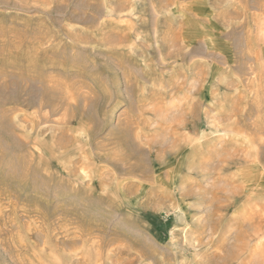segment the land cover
<instances>
[{
	"label": "rangeland",
	"instance_id": "obj_1",
	"mask_svg": "<svg viewBox=\"0 0 264 264\" xmlns=\"http://www.w3.org/2000/svg\"><path fill=\"white\" fill-rule=\"evenodd\" d=\"M261 53L264 0H0V264H264Z\"/></svg>",
	"mask_w": 264,
	"mask_h": 264
},
{
	"label": "bare ground",
	"instance_id": "obj_2",
	"mask_svg": "<svg viewBox=\"0 0 264 264\" xmlns=\"http://www.w3.org/2000/svg\"><path fill=\"white\" fill-rule=\"evenodd\" d=\"M217 41L214 39L212 42H211V46L212 47H216L215 43ZM247 48H250V47H247ZM219 51H221V53L224 55V57L226 58L227 62H231L233 61V59H231L232 55H231V52L229 50V48L227 46L224 45V47H220L218 49ZM261 64L262 66H264V54L261 53ZM262 79V78H261ZM257 82V81H256ZM255 82V83H256ZM262 82V81H261ZM260 82V83H261ZM259 85V84H258ZM262 85V84H260ZM252 86V85H251ZM250 87V86H249ZM260 87V86H259ZM253 88V86L251 87ZM263 88V87H262ZM252 90V89H251ZM250 90V91H251ZM260 90V89H259ZM258 90V92H259ZM257 92V93H258ZM244 93V92H243ZM256 93V94H257ZM252 94V93H251ZM259 94V93H258ZM249 95V94H248ZM241 97V95H239ZM246 96V94H245ZM242 98H243V95H242ZM244 99V98H243ZM248 99V98H247ZM246 99V100H247ZM257 99V98H256ZM242 101V100H241ZM245 101V100H244ZM242 101V102H244ZM241 102V103H242ZM240 104V102H239ZM247 104V102H246ZM245 107V106H244ZM241 109V108H240ZM242 111V110H241ZM246 130V129H245ZM244 130V131H245ZM264 136V135H263ZM257 138V137H256ZM259 138V137H258ZM256 147V146H255ZM257 150V149H256ZM259 150V149H258ZM257 150V151H258ZM255 152L253 154V159H255V163L259 164L260 161H264V158L262 159V156L260 154V152ZM246 155V154H245ZM264 156V154H262ZM248 157V155H247ZM253 161V160H252ZM248 162V161H247ZM259 162V163H258ZM238 172V171H237ZM223 177V176H222ZM232 177V176H231ZM227 178V177H226ZM235 181H233L234 184H237L235 186V188L239 191H231V193L233 194L234 198L237 197V198H240L241 200H246V203L247 205H245V207L243 209H246L247 207V211L249 209L250 213L252 214V219L250 221V231H247V233H245V235L241 236L237 241H238V255H236V257H234V259L232 261H234L235 259L238 258V256L243 253V251L245 252L248 248H250L249 246V243H250V240H252L254 237H256L257 235H263L264 234V204L262 205L261 208H259V203L255 201V204L252 203L253 205H250V201L252 202L253 200H255L256 198H258L259 196H264V167H242L238 174H237V177L236 179H234ZM242 180V182L240 181ZM194 181V179L192 180ZM190 182V181H189ZM191 183V182H190ZM233 185V184H231ZM234 188V187H233ZM222 191V190H220ZM193 196V195H192ZM217 196V195H216ZM214 195V198L216 197ZM189 197V196H188ZM219 197V196H218ZM231 197V196H230ZM213 198V199H214ZM182 204H184L185 206H188V202L187 201V198L186 197H183L182 198ZM179 200V199H178ZM239 200V199H238ZM261 200V199H260ZM259 200V201H260ZM212 201V200H211ZM233 201V200H232ZM264 202V200L262 201ZM181 203V202H180ZM258 203V204H256ZM243 206V205H242ZM179 207V205H178ZM224 206H221V209H223ZM220 208V207H219ZM241 210V205L238 203L236 206H235V209H238ZM177 209V208H176ZM224 210V209H223ZM255 210H259L258 212H256ZM213 213V212H212ZM218 214V213H217ZM215 217V216H214ZM222 220V219H221ZM215 228V227H214ZM213 233V232H212ZM263 246V245H262ZM252 249V248H251ZM250 249V250H251ZM122 250V249H121ZM259 250V248H258ZM222 252V251H221ZM264 253V252H263ZM262 256V255H261ZM220 257V256H219ZM231 259V258H230ZM261 260V258H260Z\"/></svg>",
	"mask_w": 264,
	"mask_h": 264
}]
</instances>
